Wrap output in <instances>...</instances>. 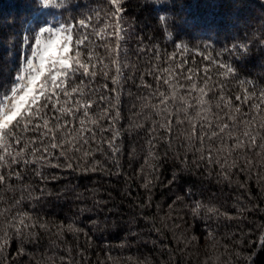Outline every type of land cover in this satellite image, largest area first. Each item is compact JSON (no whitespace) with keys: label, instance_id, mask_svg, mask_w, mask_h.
Segmentation results:
<instances>
[{"label":"trees","instance_id":"1","mask_svg":"<svg viewBox=\"0 0 264 264\" xmlns=\"http://www.w3.org/2000/svg\"><path fill=\"white\" fill-rule=\"evenodd\" d=\"M116 7L109 0H0V93L15 83L24 46L29 56L37 32L48 26L73 28L68 55L79 51L81 62L96 72L94 79L66 81L68 92L73 87L81 92L67 103L59 93L56 105L75 110L77 101L87 103L88 117L82 110L75 119L64 117L60 124L67 120V127L57 130L53 117L60 114L49 104L44 110L49 138L42 135L48 130L43 120L36 118L22 120L7 140L13 155L23 149L27 159L39 161L48 148L58 156L65 149H52L51 143L76 136L83 119L96 134L70 154L75 170L66 167L64 158L51 160L62 167L16 165L0 146L7 160L0 161L5 176L0 242L7 238L0 264H264V147L253 150L244 136L264 123V104L254 107L264 93V0H120L113 18ZM88 18L91 23L81 29L80 20ZM117 20L124 30L121 55L126 53L120 85L111 80L116 76L117 42L111 34ZM209 55L216 63L203 59ZM220 64L233 67L235 78L225 76ZM245 95L253 98L245 100ZM101 97L111 102H99ZM117 110L118 168L107 144L112 134L99 130L109 127ZM237 142L244 147L237 149ZM258 143L264 145L259 136ZM209 152L214 161L226 158L236 164L227 169L228 179L217 163L184 170L181 157L194 161ZM97 162L103 167L81 171ZM41 189L49 195L36 199ZM197 204L201 207L194 215ZM20 219L34 226L24 230L33 235L23 240L13 228ZM69 225L79 231H69Z\"/></svg>","mask_w":264,"mask_h":264},{"label":"snow or ice","instance_id":"2","mask_svg":"<svg viewBox=\"0 0 264 264\" xmlns=\"http://www.w3.org/2000/svg\"><path fill=\"white\" fill-rule=\"evenodd\" d=\"M50 0H43L44 4H48ZM111 5H115L116 11L113 13V18H115L116 14L120 11V0H109ZM163 19V17H161ZM91 23V19L88 18L87 22L86 20H80L79 27L81 29L86 28L88 24ZM42 32H51V29L42 28ZM74 31L71 27H65L63 24H61L60 27H58L55 30V34L51 36H47L44 38V36H37L35 43L36 48L31 53L32 59L26 60V66L23 68L21 72L17 73V79L15 83L7 90V92L0 93V146H2L5 150V153L8 157L11 158L12 163L16 165H30L33 163H38L41 166L45 167H62L63 165L60 164H52V159H60L64 158L66 161V167L69 169L74 168V161L70 158V154L74 152H80V147L82 145H86L89 143V139H95V131H93L92 128L85 127V120H80V129L77 132V135L69 139L67 142L62 143H51L52 149H65L61 150L59 152V155H55L53 152L49 151L48 148L43 149L45 153H47L46 156L41 157L39 161L35 160H29L25 157L24 150L21 149V151L15 153L13 155L10 151H8V148L10 147L7 143V140L9 137L13 136V129L20 126V123L22 120H29L32 121L33 119L39 118L43 120V127L48 128L49 120L45 119V117L48 115L47 112L44 110L49 107V104H51L52 111L58 112L60 115L53 117V120L55 122L56 129L59 130L62 127H67L68 121L65 120L64 125L60 124V120L67 116H72L73 119H75V116L77 113H79L81 110L83 111V114L85 117H88V109L90 107L89 104L85 103L83 105H80L79 101H77V108L74 110L72 108L68 107H59L57 108V103H60L59 101V93H62L65 97L64 103L68 102V98L72 97L73 94L81 92L79 88L73 87L71 89V92H68L66 88L64 87L66 81L73 80L74 78L81 76V77H91L92 79L95 78L96 72L90 71L89 65L87 63L81 62L79 59L80 52L77 51L75 57L69 56L68 53L70 51L69 45L72 43V36L70 33ZM124 30L121 27V20H117L114 25V32L111 34L116 43L117 48V59L113 60V63L116 65V76L111 77L112 83L114 85H120L121 78L123 76V73L121 71V65L123 63V60L126 56V53L124 56L121 55V53H124V50L122 49V44L124 41V36L122 35V32ZM64 33H69L68 35H63ZM104 37H102L103 39ZM87 40V36L85 35L83 39H78L76 41V47H81L82 44ZM176 48H182V45H175ZM207 47V46H206ZM236 48L237 46H233ZM243 47V46H240ZM230 51V50H225ZM34 59L38 60V63H34ZM94 59L91 55L89 56V60ZM204 60L211 61L212 63H216V60H214L210 55L209 56H203ZM126 66V65H125ZM93 69L96 67L95 65H92ZM105 69H107V65H103ZM219 67L224 69V75L227 76L229 74H233V77L235 78V69L229 65L220 64ZM105 76H107V72L104 73ZM191 77H189L190 79ZM167 83V81H165ZM244 83V82H240ZM250 83V82H248ZM195 87V85H193ZM94 92H98L99 90H93ZM203 90H201L202 92ZM161 96H163V93H161ZM54 97H56L54 101ZM253 97L251 95H245V100H250ZM117 104L119 101V95L115 97ZM237 100H240L241 97L237 96ZM167 100V97H164V99L161 100V104H164ZM260 103L254 105L255 108L259 109L261 104H264V93H261L259 97ZM43 101L42 105H39L38 102ZM111 102L110 97H101L99 102ZM117 105H113V108H116ZM239 109H237V112ZM43 113V115H41ZM109 112L107 109L104 111V117H108ZM119 116L118 110L116 111V116L111 117V124L107 128H100V132H109L112 134V139L110 141H107L108 148L112 155V163L116 165V167H119L118 161L116 157L119 153V147L116 144V141L120 138V131L119 129L115 128L114 125L116 123V117ZM235 119L234 117L232 118ZM91 124L98 127L97 121L95 119L91 120ZM27 127V126H26ZM162 128H167V130L170 131V127L167 125H161ZM228 125H224V128H228ZM235 127V125H233ZM224 128L221 129V131L224 130ZM35 130L37 132L40 131V126H35ZM261 131H264V123H261L258 125L257 129H251L250 131H245L244 136L249 142V146L255 150L258 147H264V145L258 143V136L259 139L264 140V136H260L259 133ZM52 132V129L48 128L46 132H44L42 135L44 138H49L50 133ZM84 133H89L90 136L84 135ZM256 133V134H253ZM67 135L71 136V133H67ZM212 136L215 137L216 133H212ZM51 139H55V137H51ZM191 137H189V140L191 141ZM211 139V137L209 138ZM237 141H239V138H236ZM16 143H19V140L16 141ZM170 145V142H169ZM71 146V147H69ZM27 147V145H25ZM237 149H241L244 147V144L242 142H237L236 146ZM99 150V149H98ZM37 149L33 148V153H35ZM91 155L90 152H85L84 156L87 157ZM181 163L183 165H187V168L184 170H191L194 168H198L202 164H211V163H217L219 164V167L221 168L222 172H224V179H228L227 169L228 168H236V164L232 163L231 165L228 164L227 159L225 158L223 163H220V161L213 160L211 152L208 153L207 156H205L203 153L200 154V157L198 160L194 161H187L183 157L180 158ZM0 161H4L5 164H7V160L5 159V156L0 155ZM247 164H251V161H247ZM97 166L103 167L102 165H99V162H97L96 165H94L91 169L89 168H82L81 171H96ZM75 167H79V164L76 163ZM243 170V169H241ZM119 175V172L116 173ZM37 175H41L40 173H37ZM15 176L19 180H23L24 178L20 175L19 172L15 173ZM10 178V177H9ZM41 179L43 181V177L41 176ZM5 180L4 175H0V182H3ZM175 180L173 179L170 181V183H174ZM145 188H148V184L144 185ZM49 195V193L46 192L45 189L40 190V196L36 197V199L43 198L44 196ZM102 202L97 200L94 204V207L96 209H99L101 207ZM201 205L197 204L195 205L193 209V214H196V210L199 209ZM85 211H90L89 209H81V213ZM208 212L216 214V209L214 208H208ZM20 226H15V223L13 224V228L15 231V234L23 240L25 235L31 237L33 233L27 232L25 233V229H28L29 227H34L26 224L24 222V219H20L19 221ZM95 224V222H94ZM96 227H99V225H95ZM40 227H45V225L41 224ZM69 231H79L78 229H74L72 225L68 226ZM7 244V238L5 237L3 242H0V252L3 251L4 247Z\"/></svg>","mask_w":264,"mask_h":264},{"label":"rangeland","instance_id":"3","mask_svg":"<svg viewBox=\"0 0 264 264\" xmlns=\"http://www.w3.org/2000/svg\"><path fill=\"white\" fill-rule=\"evenodd\" d=\"M44 28H47V29H51V32H42L41 30L39 32H37V36H44V38H46L47 36H51V35H54L55 34V29L51 28V26H48V27H44ZM37 38V37H36ZM36 40V39H35ZM36 48V43L34 42L33 46H32V49L31 50V53L35 50ZM29 50V48H28ZM28 54L26 53L25 54V46H24V50H23V55H22V61H21V68H20V72L23 70V68L26 66V60L27 59H32L33 57L31 56V54L29 56H27ZM34 63H38V60L34 59Z\"/></svg>","mask_w":264,"mask_h":264}]
</instances>
